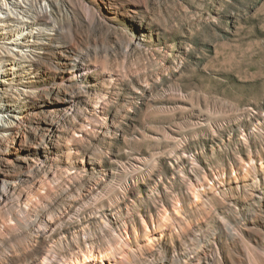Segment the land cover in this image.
<instances>
[{
    "label": "clouds",
    "instance_id": "9594fccd",
    "mask_svg": "<svg viewBox=\"0 0 264 264\" xmlns=\"http://www.w3.org/2000/svg\"><path fill=\"white\" fill-rule=\"evenodd\" d=\"M262 106L264 0H0V264H264Z\"/></svg>",
    "mask_w": 264,
    "mask_h": 264
},
{
    "label": "rangeland",
    "instance_id": "374dc122",
    "mask_svg": "<svg viewBox=\"0 0 264 264\" xmlns=\"http://www.w3.org/2000/svg\"><path fill=\"white\" fill-rule=\"evenodd\" d=\"M142 7L143 4H133L132 11L135 12ZM252 70L253 69H250V71ZM253 83L254 82L252 81L242 80L240 75L235 71L226 72L221 74L219 86L212 85L214 90L211 93L204 92L201 96L193 95L191 97L181 98L174 101L156 102L154 106L171 108L178 105L182 109L190 110L192 113L196 114L192 117L193 124H196L197 122L204 124L207 122V120H211L214 117L216 119H230L231 117L228 115V113L232 111L234 105H237V100L235 97L240 91L245 90V86L252 85ZM197 89L203 91V89H201L198 84L190 88L189 91L195 92ZM147 94L148 93L146 92V95ZM185 95L186 93L182 88L181 97H184ZM239 106L243 107V105ZM177 116H179V113H177ZM199 117H203V119H199ZM255 122L256 121L253 120V123ZM137 126L139 125L137 124ZM164 134L169 137L178 136V134L173 133L171 129H165ZM149 135L159 136L160 133L149 131ZM225 142H227V140H225ZM121 163H123V161H121ZM136 163H139V161H136ZM209 179H211V177Z\"/></svg>",
    "mask_w": 264,
    "mask_h": 264
}]
</instances>
